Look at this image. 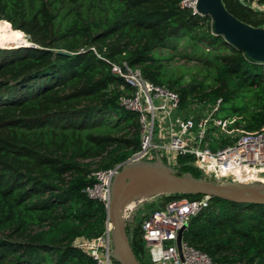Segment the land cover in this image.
Listing matches in <instances>:
<instances>
[{
  "label": "trees",
  "instance_id": "1",
  "mask_svg": "<svg viewBox=\"0 0 264 264\" xmlns=\"http://www.w3.org/2000/svg\"><path fill=\"white\" fill-rule=\"evenodd\" d=\"M182 1L0 0V25L35 46L0 49V264H96L74 244L99 237L107 213L84 190L92 172L122 165L140 149L138 114L119 104L133 90L113 65L175 92L179 112L219 99L230 128L251 133L264 124V64ZM222 3L242 23L264 27V13L240 0ZM194 163L177 155L172 168L214 181ZM201 198L158 196L145 203L151 211L126 218L140 264H150L141 222L171 201ZM183 241L216 264H264V204L210 198Z\"/></svg>",
  "mask_w": 264,
  "mask_h": 264
},
{
  "label": "built area",
  "instance_id": "2",
  "mask_svg": "<svg viewBox=\"0 0 264 264\" xmlns=\"http://www.w3.org/2000/svg\"><path fill=\"white\" fill-rule=\"evenodd\" d=\"M251 9L264 13V5L257 0H240ZM196 0H183L181 8L195 13ZM196 14V13H195ZM112 72L133 90L119 98L124 109L138 114L140 149L128 161L146 160L149 152L163 156L190 155L195 166L207 177L218 181L258 183L264 176V124L259 130L245 133L240 127L230 128L219 117L221 100L213 104L191 108L192 114L179 112L178 95L145 80L138 70L112 66ZM199 113L194 118L195 114ZM194 118V119H193ZM158 119V121H157ZM164 124L159 136L154 137L155 125ZM223 142V143H222ZM215 148L212 149L210 146ZM169 163V162H168ZM120 166V165H119ZM91 173L93 184L84 193L103 204L110 203L111 184L120 167ZM209 198L174 200L141 222V237L150 264H216L206 254L181 242L182 260L176 248V238L189 220L208 207ZM112 226L105 221L103 233L94 239H79L75 246L89 253L96 264H119L112 258Z\"/></svg>",
  "mask_w": 264,
  "mask_h": 264
},
{
  "label": "water",
  "instance_id": "3",
  "mask_svg": "<svg viewBox=\"0 0 264 264\" xmlns=\"http://www.w3.org/2000/svg\"><path fill=\"white\" fill-rule=\"evenodd\" d=\"M195 13L212 20L213 31L234 48L242 51L254 63L264 64V27L242 23L224 7L222 0H196ZM35 48L14 46L8 49ZM64 54V53H63ZM199 113H196L194 118ZM193 118V119H194ZM111 184L110 203L106 210L111 223L112 258L119 264H140L126 233V213L149 199L162 195H200L239 204H264V185L238 181L194 179L187 174L167 168L158 158V165L126 161L120 165ZM187 226L176 238V248L182 260L181 242Z\"/></svg>",
  "mask_w": 264,
  "mask_h": 264
},
{
  "label": "rangeland",
  "instance_id": "4",
  "mask_svg": "<svg viewBox=\"0 0 264 264\" xmlns=\"http://www.w3.org/2000/svg\"><path fill=\"white\" fill-rule=\"evenodd\" d=\"M10 31H13V30H11L6 25H0V42H3V40H5V39H7V40L13 39L14 41L17 40V39H14L13 37H11L12 35H11V32ZM6 37H11V38H6ZM24 39L28 42V40L26 39L25 35H24ZM18 41H21V40H18ZM20 46H23V45H20ZM0 49L8 50V48H4V47H0ZM181 64H182V62H178V63L177 62H174V65H176V66L181 65ZM188 66L191 67L192 65H189L188 64ZM181 72H183V70H181ZM178 75H179V73H178ZM189 77H190L189 74L184 75V78H185L186 81L189 80ZM191 114H192L191 110H186L184 112V116H187V117L190 116ZM157 121H158V119H157ZM163 126H164V124L160 125L159 122L156 123V125H155V132H154V137L156 139L159 136V131L161 129L163 130ZM210 147L212 149L215 148L213 145H211ZM158 158H161L162 162L164 163V165L167 168L173 169L172 168L173 167V164H169L170 162L168 163V161H167V163H165L164 162V159H163L162 153H158V152L157 153L156 152H149L146 160H141L139 162H134V164H136V163H145V164L157 166L158 165ZM259 178H260L259 182L258 183H254V184L264 185V176H260ZM208 179H211V178H208ZM214 181L218 182V180H214ZM146 202H148V200L145 201V202H142L139 205H137L136 208L134 210H132L131 212L126 213V218L127 219L128 218L131 219L135 212L138 215L137 217H141V215H142L143 212L147 213V212L151 211V208L149 206H146L145 205ZM149 202H151V201H149Z\"/></svg>",
  "mask_w": 264,
  "mask_h": 264
},
{
  "label": "bare ground",
  "instance_id": "5",
  "mask_svg": "<svg viewBox=\"0 0 264 264\" xmlns=\"http://www.w3.org/2000/svg\"><path fill=\"white\" fill-rule=\"evenodd\" d=\"M20 45H24L27 46V42L25 41H18V40H13V39H5L3 40V42H0V47H4V48H10V47H14V46H20Z\"/></svg>",
  "mask_w": 264,
  "mask_h": 264
},
{
  "label": "crops",
  "instance_id": "6",
  "mask_svg": "<svg viewBox=\"0 0 264 264\" xmlns=\"http://www.w3.org/2000/svg\"><path fill=\"white\" fill-rule=\"evenodd\" d=\"M165 157V159L168 161V162H170L169 164H175V160H173L174 158V156L172 157V156H164Z\"/></svg>",
  "mask_w": 264,
  "mask_h": 264
}]
</instances>
